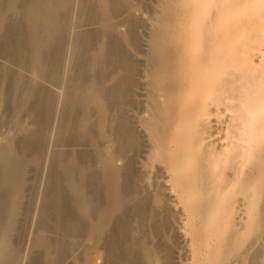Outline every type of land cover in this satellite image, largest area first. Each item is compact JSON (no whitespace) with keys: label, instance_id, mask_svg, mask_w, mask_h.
I'll return each instance as SVG.
<instances>
[{"label":"bare ground","instance_id":"6f19581e","mask_svg":"<svg viewBox=\"0 0 264 264\" xmlns=\"http://www.w3.org/2000/svg\"><path fill=\"white\" fill-rule=\"evenodd\" d=\"M146 7L0 0V264H176L171 206L191 246V222L222 237L237 200L247 229L264 230V0H205L143 54ZM192 16L205 21L194 41ZM211 106L228 113L218 146L205 141Z\"/></svg>","mask_w":264,"mask_h":264},{"label":"rangeland","instance_id":"374dc122","mask_svg":"<svg viewBox=\"0 0 264 264\" xmlns=\"http://www.w3.org/2000/svg\"><path fill=\"white\" fill-rule=\"evenodd\" d=\"M198 4L203 6L205 0H192L191 8L188 9V17L190 12V14H194ZM145 6L147 7L138 13V18L141 22L138 33L143 54H146L150 49L151 35L155 29H159L163 32L164 41H173L176 40V33L185 30L184 20L188 18L185 17L187 7L182 5V0H145ZM128 13L129 12H124L121 14L116 21L123 20L125 17L127 18ZM160 21L162 22L159 23ZM204 22L192 16V28L189 30L190 37H188L190 41H194L197 38L198 35L195 36V34L198 30H201ZM77 31V29L70 30L68 44L73 41L75 32ZM119 31H125V27H120ZM255 58H257V56ZM138 60L143 62L142 57H139ZM145 81L146 80L143 79L142 83H145ZM49 88L56 94L59 93L56 88L50 86ZM137 93L139 103L145 106V86L139 88ZM210 109L211 115L205 125V136L209 135V138L205 141L214 143V145L218 146L221 142L220 138L223 129L227 123L226 119L228 113L223 110V106L219 107V112H216V109L212 106ZM139 112V110L135 109L131 114L134 116L133 121L136 131L142 135L143 129L139 124L138 115L135 114ZM142 144L143 148L140 151L138 161L146 162L151 147V143L146 135L142 137ZM121 163V161L118 162V165L120 166ZM150 163L151 164L145 168L147 170V176H149L150 180L154 181L155 184L161 185L163 188L162 191L173 200L166 182L168 174L165 167L158 161H152ZM138 168H142L140 163L138 164ZM232 206L238 211L228 220L227 232L222 237L217 235V227L210 226L205 229L200 221L193 220L191 222V229L194 237L193 246H191L189 236L185 234L186 219L181 207L171 206L173 211L177 212V217L172 226V230H174L176 237L174 248L176 264H264V230L255 232L247 229L245 217L241 214V202L237 200ZM207 231L211 232L208 237L206 235ZM221 240L227 242L226 246L221 245ZM206 242H208V244ZM102 256L103 254H100V258ZM100 262L99 259L98 264Z\"/></svg>","mask_w":264,"mask_h":264}]
</instances>
